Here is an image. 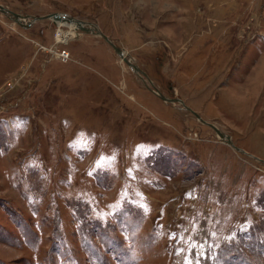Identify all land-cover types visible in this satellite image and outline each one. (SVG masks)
I'll use <instances>...</instances> for the list:
<instances>
[{
	"label": "rangeland",
	"instance_id": "rangeland-1",
	"mask_svg": "<svg viewBox=\"0 0 264 264\" xmlns=\"http://www.w3.org/2000/svg\"><path fill=\"white\" fill-rule=\"evenodd\" d=\"M0 4V264H264V0Z\"/></svg>",
	"mask_w": 264,
	"mask_h": 264
},
{
	"label": "water",
	"instance_id": "water-1",
	"mask_svg": "<svg viewBox=\"0 0 264 264\" xmlns=\"http://www.w3.org/2000/svg\"><path fill=\"white\" fill-rule=\"evenodd\" d=\"M0 10L5 12V13H9L15 21L23 24L21 21V18H23V15L20 14L19 12H14V11L10 10L9 8L3 7L1 4H0ZM42 16H49V17L54 18L55 20H59V19L64 18V17H68V18L75 20L80 29H82L86 32L88 31V32L100 34L114 48V50L119 54V56L121 58H123V60H125L128 64H130L132 66V68H134L138 72L144 73V71L137 64L130 62V60L124 55L123 49L120 46H118L107 34H105L95 23L90 22V21H86L84 19L76 18L72 15H69L66 13H61V12H51L48 14H44ZM148 87L151 90H154V91L156 90L155 91L156 94H158V96H160L164 100H178L179 102L184 104L183 100L179 97H175V96L174 97H168V96L164 95L158 88L153 87V85L152 86L148 85ZM184 106H186L189 110H191V112H193L200 120H202L203 122L212 126L214 128V130L216 131V133H218L223 140H226L231 146H233L237 150L244 151L243 149H241L240 147L236 146L233 143V141L230 138V135L228 133L222 131L220 128H218L212 122L206 121L204 118H202L200 116V114L197 111L193 110L188 105L184 104Z\"/></svg>",
	"mask_w": 264,
	"mask_h": 264
},
{
	"label": "bare ground",
	"instance_id": "bare-ground-1",
	"mask_svg": "<svg viewBox=\"0 0 264 264\" xmlns=\"http://www.w3.org/2000/svg\"><path fill=\"white\" fill-rule=\"evenodd\" d=\"M59 20H60V21H67V22H69V23H70V22H72V23H76L75 20H73V19H71V18H68V17H64V18H61V19H59ZM59 20H58V21H59ZM57 23H58V22H57ZM74 26H75V25H74ZM74 26H73V27H74ZM75 28H76V26H75ZM76 30H77V29H74V28H73V31H74V32H76ZM71 34H72V31H66V32L63 33V38H64V39H68V38L71 36ZM124 55H125L128 59L130 58V57H128V56L126 55L125 52H124ZM122 59H123V58H122ZM130 59H131V58H130ZM130 59H129V60H130ZM130 62H133V61L130 60ZM129 66L132 68V66H131L130 64H129ZM132 69H133V68H132ZM133 70H134V69H133ZM139 75L143 78V75H142L141 73H140ZM143 80H144V78H143ZM152 91H153L154 93H156V92H155L156 90H155V91L152 90ZM182 104H183V103H182ZM217 135L220 137V135H219L218 133H217ZM225 141H226V140H225ZM233 143H234V142H233ZM244 151H246V150H244Z\"/></svg>",
	"mask_w": 264,
	"mask_h": 264
}]
</instances>
